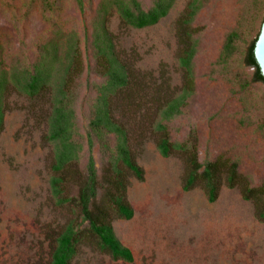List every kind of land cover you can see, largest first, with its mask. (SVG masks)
Wrapping results in <instances>:
<instances>
[{
  "label": "rangeland",
  "instance_id": "1",
  "mask_svg": "<svg viewBox=\"0 0 264 264\" xmlns=\"http://www.w3.org/2000/svg\"><path fill=\"white\" fill-rule=\"evenodd\" d=\"M83 1L81 8L77 0H0V60L8 67H30L41 44L61 34H77L84 63L76 107L84 164L91 108L102 79L90 43L101 0ZM140 1L145 8L153 4ZM188 1L176 0L167 16L144 28L125 24L112 11L108 28L116 51L148 85L143 98L141 91L135 93L142 112L131 120L133 134H141L134 151L144 179L130 178L134 216L114 221L134 261L114 260L93 240L79 246L73 264H264V222L253 203L227 186L215 202L200 186L184 190V159L179 154L163 156L151 131L152 98L179 92L182 85L176 21ZM198 13L195 24L202 32L195 58L196 91L184 112L169 122L171 137L183 141L196 135L203 164L225 156L259 185L264 182V82L254 79L255 68L245 56L260 32L264 0H208ZM234 29L241 38L235 54L223 63L220 52ZM10 102L0 134V264H49L68 212L56 205L50 192L46 126L31 113L30 99L14 93ZM93 156L101 171L104 156L98 145Z\"/></svg>",
  "mask_w": 264,
  "mask_h": 264
},
{
  "label": "trees",
  "instance_id": "2",
  "mask_svg": "<svg viewBox=\"0 0 264 264\" xmlns=\"http://www.w3.org/2000/svg\"><path fill=\"white\" fill-rule=\"evenodd\" d=\"M77 2L83 8L84 1ZM207 2L189 0L176 21L182 85L179 92L152 98V107L148 106L155 112L150 122L151 131L163 156L179 154L184 159V190L200 186L208 200L215 202L223 186L237 188L245 200L253 203L257 218L264 222V182L253 185L238 171V163L225 156L203 164L196 135L174 141L170 134L169 122L184 112L196 91L195 58L202 28L195 21ZM175 3L176 0H153L152 6L145 8L140 0H101L95 10L90 43L95 71L102 82L97 85L91 108L86 134L88 157L84 164V135L79 129L76 109L78 81L84 63L77 34H61L41 44L39 56L30 67H8L0 60V134L6 113L12 108L10 97L16 93L30 99L31 113L47 130L44 141L51 149L50 192L56 205L68 212L49 264H73L79 246L93 240L114 260L134 261L131 249L117 236L114 221L134 216L128 199L130 178L144 179V170L134 151L141 134H133L131 120L141 109L137 108L135 93L141 91L143 98L148 85L116 51L108 21L114 11L132 27L152 26L168 15ZM258 35L248 47L245 61L255 68L254 79L264 82L254 55ZM240 38L241 33L236 29L227 34L220 52L221 62L226 63L235 54ZM96 145L104 156L101 171L93 156Z\"/></svg>",
  "mask_w": 264,
  "mask_h": 264
},
{
  "label": "water",
  "instance_id": "3",
  "mask_svg": "<svg viewBox=\"0 0 264 264\" xmlns=\"http://www.w3.org/2000/svg\"><path fill=\"white\" fill-rule=\"evenodd\" d=\"M254 55L260 68V71L264 76V19L261 25L260 33L255 42Z\"/></svg>",
  "mask_w": 264,
  "mask_h": 264
}]
</instances>
